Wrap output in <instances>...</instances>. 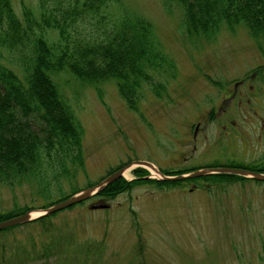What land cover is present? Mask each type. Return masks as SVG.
<instances>
[{"label": "rangeland", "instance_id": "1", "mask_svg": "<svg viewBox=\"0 0 264 264\" xmlns=\"http://www.w3.org/2000/svg\"><path fill=\"white\" fill-rule=\"evenodd\" d=\"M122 1L153 24L175 69L157 72L167 86L162 96L148 85L143 87L137 110L128 107L114 81L91 85L69 71L53 74L84 128V167L75 178L62 179L63 193L93 186L113 169L137 160L164 170L190 171L263 162L264 144L251 140L252 127L239 133L238 143L228 142L225 136L218 138L215 119L221 73L236 77L264 60L258 48L262 43L244 24L223 25L213 38L190 37L176 4ZM70 2L46 0L48 6ZM109 4L100 16L78 22L72 36L104 37L122 15L119 4ZM12 5L21 19L26 10L41 19L42 0H12ZM45 33L58 41V30L47 28ZM0 51V61L24 77L18 61L8 51ZM125 176L137 177L133 170ZM60 194L54 187L46 194L26 183L0 185V212L43 206ZM99 204L107 207L91 208ZM56 220L59 232L67 234L71 243L62 256L40 264H262L264 182L235 181L207 190L195 183L163 188L147 184L115 199L91 198L82 207L60 213ZM34 233L36 228L16 236L28 241Z\"/></svg>", "mask_w": 264, "mask_h": 264}, {"label": "trees", "instance_id": "2", "mask_svg": "<svg viewBox=\"0 0 264 264\" xmlns=\"http://www.w3.org/2000/svg\"><path fill=\"white\" fill-rule=\"evenodd\" d=\"M111 2L121 6L122 15L104 37L72 36L78 22L100 16ZM124 4L122 0H71L67 5L48 6L46 0H42L41 19L38 20L30 10H26L25 18L21 19L12 0H0V49L8 51L25 72V76L20 77L0 61V185L14 187L26 183L37 187L38 193L49 194L53 187L61 193L56 201L43 206L0 212V222L30 209L46 208L78 191L65 195L62 179L75 178L84 167V128L53 74L69 71L77 80L91 85L114 81L119 94L133 110L138 109L145 85L158 96L166 91L167 86L158 79L157 72H171L175 63L161 48L153 24ZM165 4L181 8L190 37L213 38L223 25L232 28L244 24L252 34L264 38V0H165ZM47 28L59 31L57 42L51 41L45 33ZM0 56L3 57L1 51ZM228 166L264 172V161ZM161 170L166 175L190 171ZM133 172L137 177L120 178L95 197L111 200L147 184L163 188L195 183L197 188L207 190L213 185L252 180L213 174L164 181L144 176L149 170L143 167ZM84 203L0 230V263L40 264L62 256L71 241L67 234L59 232L56 218ZM34 228L36 233L31 234L28 241L16 236L18 232ZM8 238L13 241L7 242ZM261 263L264 264V255Z\"/></svg>", "mask_w": 264, "mask_h": 264}, {"label": "flooded vegetation", "instance_id": "3", "mask_svg": "<svg viewBox=\"0 0 264 264\" xmlns=\"http://www.w3.org/2000/svg\"><path fill=\"white\" fill-rule=\"evenodd\" d=\"M251 35L264 44V38ZM261 45L258 48L264 58ZM217 86L215 119L218 138L225 136L228 142L238 143L239 133H246L252 127L251 140L264 144V60L250 70H242L236 77L222 72Z\"/></svg>", "mask_w": 264, "mask_h": 264}, {"label": "water", "instance_id": "4", "mask_svg": "<svg viewBox=\"0 0 264 264\" xmlns=\"http://www.w3.org/2000/svg\"><path fill=\"white\" fill-rule=\"evenodd\" d=\"M138 167H143L150 170L151 172H154V176H149L150 178H157L164 181H182V180L202 177L206 175L227 174V175H236V176L264 182V172L242 168V167H234V166L204 167L182 174L166 175L154 163L146 160H137L134 162H130L125 166L120 167L116 171L107 175L105 178H103L95 185L81 189L80 191H77L76 193L70 195L65 200L56 202L46 208L30 209L20 215L14 216L12 218L0 222V230L30 223L39 218L52 215L56 212L65 210L76 204L89 200L95 197L97 194H99L102 190H104L114 181L126 177L125 173L127 171L133 170ZM104 207L107 206L102 204L91 206L92 209L104 208Z\"/></svg>", "mask_w": 264, "mask_h": 264}]
</instances>
